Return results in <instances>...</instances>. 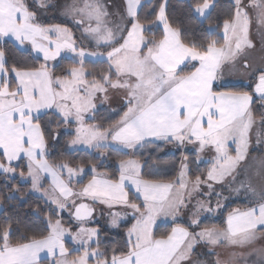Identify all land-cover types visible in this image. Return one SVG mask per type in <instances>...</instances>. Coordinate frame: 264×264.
Listing matches in <instances>:
<instances>
[{"label": "snow or ice", "instance_id": "snow-or-ice-1", "mask_svg": "<svg viewBox=\"0 0 264 264\" xmlns=\"http://www.w3.org/2000/svg\"><path fill=\"white\" fill-rule=\"evenodd\" d=\"M38 6L47 8V0H38ZM142 6V0H125L124 10L112 13L103 0H73L64 14L81 26L85 38L105 49L88 52L77 46L69 28L39 23L28 0H0V38L12 37L20 45L28 42L44 60L38 67H9L0 49V172L16 174L19 165L13 167L12 162L26 160L27 172L21 170L19 176L30 179L31 190L55 205L46 217V235L21 236L14 241L11 224L0 226V264H41V253L55 258L54 264H204L193 260L194 249L201 243L247 246V255L256 257L251 264H264V247L255 246L264 239V158L254 165L258 182L249 177L234 189H243L249 203L233 209L225 227L200 228L199 212L212 211L210 201L198 200L195 211L189 209L193 193H199L202 184L209 189L204 195L211 196L210 181L235 180L233 174L248 155L250 133L257 125V143L264 142V111L257 118L252 108L254 96L264 108V69L259 70L251 92L226 90L223 83L226 68L234 66L246 48L254 47L250 27L255 24L264 35V0H234V13L223 20V43L215 38L206 43L187 42L181 28L169 21L167 0L159 4L154 21L141 20ZM214 6L212 0H194L190 8L207 19ZM152 25L163 26L159 37ZM208 32L214 35L215 29L209 26ZM62 52L73 54L79 66L73 64L56 75L47 62ZM88 57L106 63L107 68L98 75L88 72L84 65ZM243 67L247 70L251 65L245 60ZM109 89L123 92V114L107 128L86 123L85 115L96 108L97 94L103 93L107 100ZM47 110H55L61 124L77 125L70 146L86 145L101 150V155L110 147L108 141L135 149L152 142L150 138L178 147L195 145L197 159L205 150L214 152L206 179L201 175L187 178L186 155L176 182L145 179L138 160L121 159L118 176L100 173L91 164V179L75 190L73 179L85 172V166L48 158L49 138L60 134L42 125L41 113ZM48 177L45 187L43 181ZM97 204L131 209L135 222L127 229L122 246L101 251L99 240L94 241L98 229L85 226ZM70 208L74 209L70 217L77 225L75 230L59 218ZM185 210L192 211L187 225L177 222ZM109 215L111 225L119 227L126 213L110 211ZM161 218L172 226L157 235ZM66 237L79 245L78 255H72ZM213 264H239V260L232 253L228 259L217 256Z\"/></svg>", "mask_w": 264, "mask_h": 264}, {"label": "rangeland", "instance_id": "rangeland-1", "mask_svg": "<svg viewBox=\"0 0 264 264\" xmlns=\"http://www.w3.org/2000/svg\"><path fill=\"white\" fill-rule=\"evenodd\" d=\"M232 1L234 3V0ZM31 2L34 3V7L35 10L37 11V19L39 23L45 26L59 24L63 27L69 28L73 34L74 39L76 40L77 46L84 47L85 50L88 52L105 51L103 47L98 48L95 42L92 41L91 39L85 38L84 35L82 34L81 26H78L76 23L73 22L71 17L64 14V10L66 6L72 4L73 0H47L48 3L47 8H40L38 6V0H31ZM103 2L107 6L109 12L115 13L124 10L125 0H103ZM245 3H247V0H245ZM197 18H199L200 20L203 19V17H199V16H197ZM128 27H130V24L128 25ZM220 35L222 37V43H223V28H221L220 30ZM53 38H55V36H53ZM249 39L254 45V47L246 48L245 51L238 57L235 65L229 66L228 68H226L224 72L223 83L226 85L227 90H235L237 88L239 89L241 88V89H250L251 92L252 88L254 87L256 77L259 74V70L264 69V35H262L261 31L258 30L255 24H253L250 27ZM64 56L71 57L73 59V54L71 53L65 52ZM88 59L92 60L95 58L88 57L85 60ZM245 60H247V62L251 65V68L247 70H245L243 67V62ZM254 97L258 99L257 108L259 114L255 113L258 118L261 112L264 111V108H262L259 97L257 96ZM121 99L125 100L122 91H115L109 89L107 100L104 99L103 93H98L97 100L95 101L96 108L85 115L86 123L96 124L97 121H102L106 118L116 117V116H118L119 119L120 116L123 114V111L125 110V106L121 108ZM121 109H123V111ZM102 110L105 112V114L110 111H113L114 113L108 114L107 116L104 117H100L99 112ZM51 112L57 115L58 117H60L55 110H51ZM76 127L77 125L73 122L72 124L67 126L63 125L60 129L55 130V132H58L60 136L66 137L69 141L75 135ZM257 131H258V125L255 126L250 133V146L248 150V155L244 161L240 162L237 172L233 174L235 176V180H233L232 177H228L226 178V181L222 184L214 183L210 181L209 183H213V187H214V191L211 196L204 195V193H207L209 191L207 186L204 184L201 185L199 193H195V192L193 193V199L191 201V204L189 205V209L195 211L198 200H204L206 202L210 201V206L212 209V211L201 210L199 212L198 219L200 220V228H203L205 226L211 227L213 225L217 226L218 222L220 221V219H222L223 214L225 213V211L228 210V208L233 210L238 207L245 208L248 206L249 203L248 196L243 191V189H241L240 192H237L234 189L239 188L241 182L248 180L249 177H251L253 182H258V177L255 176L254 165L256 161L264 158V142H261L259 144L257 143V135H256ZM68 141H67V149L69 151H84V152L94 153L96 156L101 155V150H98L96 148H89L86 145H81V144L70 146ZM155 142L159 143L160 145L157 146L156 144L155 146L153 145L144 146V144L146 143L144 142L141 145H137L135 149H123L121 146L116 145L111 141H108L110 147L105 148L102 151L103 153H108L110 152L111 149H117L119 151L130 154L125 159H135L139 161L138 158L133 156L134 154L142 155L145 159H148L152 157L151 154L155 153L156 150H157L156 152L157 153L160 152V154L174 153L173 147H175V151L177 153H180L181 155L180 171H181V163L183 161L184 156L186 155L188 157L187 163L189 166L187 178L194 180L196 175H201L202 180L206 179L207 170L210 167V161L212 159V156L214 155V152L210 153L207 150H205V152L199 153L200 158L197 159L198 154L196 152L195 145L188 144L184 147H178L176 144L173 143L167 146L166 144H162L159 140H152V143ZM119 161L120 160L115 161L116 167H118ZM101 162H104V157H101ZM140 164L142 171V163L140 162ZM25 165H27V163ZM86 170L90 171V166L85 167V171ZM169 171H170V164L156 165V163H153V165L149 166V168L147 169L146 174H149L150 176H157L159 174L167 173ZM98 172L105 173V171H98ZM84 173H82L78 177H74L73 186L75 190H79V188L81 187V186H77V182H79L83 178ZM0 174H2V176L8 180L16 176V174H5L3 172H0ZM65 176H67L66 172H65ZM178 179L179 177L177 178L176 181H178ZM20 180L22 181L23 179L21 178ZM46 180L47 178L43 181V183L45 187H48L49 181ZM26 181L29 184L28 193L41 200L46 205V207H48L49 211L46 217L49 216L51 214L50 209L55 208V205L46 203L45 200L41 198L40 193L31 190L30 179ZM216 193H220V195L217 196ZM218 204L219 207L217 206ZM70 211H73V209L70 208L69 210H65L61 212L59 214V218L62 220V222L65 224L66 227H71L73 230H75L77 225L75 221L72 220V218L70 217ZM110 211L111 212L118 211L121 212L122 214L126 213V215H124L123 218H121L118 221L119 227H114L111 225L110 223L111 216L109 215ZM192 211L185 210V214L178 217L177 222H183L187 225L189 223V217L192 215ZM130 216H132L131 209L124 208L123 206H116L113 207L112 209H108L107 206L97 204L95 206V212L93 213V217L88 221V223L85 226L98 229V236L94 237V241L96 239L100 241V237L103 232L112 233V234L118 232L123 233L124 241L120 245L122 246L126 239L127 229L131 227L132 223L135 222L134 219ZM56 218L57 217L53 216V220H55ZM159 222L165 224H171V221H165L163 218H161ZM200 228H196L195 231H200ZM66 243H68L69 245L70 252H74L75 253L74 255L79 254L78 252L75 251L77 248H79V245H74L70 237H66ZM92 246L95 247V243H93ZM255 246L257 248L264 247V239L257 240ZM210 247L212 248V251L209 250ZM248 251L249 248L247 246L239 247L224 243L222 245L213 247L201 243L198 244L194 249L193 260L202 261L204 262V264H213L217 256H219L221 259H228L230 258L232 253H236L237 259L239 260V264H251L252 261L256 260V257L247 255ZM240 253H245V255L240 256L239 255ZM54 259L55 258L53 257L50 259H46L44 264H54Z\"/></svg>", "mask_w": 264, "mask_h": 264}, {"label": "trees", "instance_id": "trees-1", "mask_svg": "<svg viewBox=\"0 0 264 264\" xmlns=\"http://www.w3.org/2000/svg\"><path fill=\"white\" fill-rule=\"evenodd\" d=\"M164 0H143L142 8L140 10V18L145 21V18L149 21L155 20V13L158 12L159 4ZM194 0H167L166 13L169 21L174 25L181 28L184 38L187 42L206 43L209 39L215 38L222 43V37L220 30L222 28L223 20L229 18L234 13V3L232 0H212L215 5L210 9L207 19L200 20L191 11V4ZM28 3L34 7V3L28 0ZM219 25V27H217ZM146 23V27H147ZM211 26L215 29L214 35H209L208 29ZM152 32L159 37L162 33L161 27L152 25ZM152 35V33H148ZM0 49L5 52V60L7 65L11 67L16 65L17 67H38L43 61L36 58L30 50L20 49L14 43L5 38H0ZM73 64L79 66L78 63L68 57H61L54 65L50 66L56 75H62L65 71ZM85 68L88 72L98 75L107 68L106 63H102L99 60L91 61L85 60ZM187 70V69H186ZM12 76V75H11ZM91 79V77H89ZM227 90V89H226ZM237 91H249L250 89H235ZM257 98L253 97L252 108L256 114H259L257 108ZM110 113H106L102 110L99 112L100 117L107 116ZM118 120V116L109 117L102 121H97L96 125H100L103 128L109 127L111 124ZM41 123L46 126L49 130L55 132L60 129L63 124L60 123V117L52 113L51 111L44 112L41 114ZM68 139L64 136L50 137L48 147V158L53 162H68L71 166H90L96 164L97 171H105L109 176H118L117 167L115 161L125 159L130 154L119 151L117 149H111L110 152L104 153V155L96 156L94 153L84 151H69L67 149ZM153 143L146 142L144 146H152ZM162 150V149H161ZM157 151V150H156ZM152 153L150 158L145 159L142 155L134 154L133 156L138 158L142 163V176L147 179H157L172 181L180 174V160L181 156L179 153L160 154V152ZM164 153V152H163ZM101 157H104V162H101ZM156 163V165H168L170 164V171L167 173L159 174L157 176H150L146 174L149 166ZM17 168L16 176L10 180L4 178L0 174V226L5 223H10L12 227L13 240L19 239L21 236H32L39 237L41 234H47V222L46 215L49 211L48 207L39 200L38 198L28 193L29 184L26 180H20L19 172L21 170L27 172L26 165L23 161H19L13 164V167ZM93 173L86 170L83 178L77 182V186L86 184L91 179ZM193 175V174H191ZM195 175V174H194ZM204 176V174H203ZM19 188V191H16ZM11 190V191H10ZM14 199H8L9 196H13ZM131 195V194H130ZM231 209L222 216V219L218 222L217 226L225 223V216ZM171 224H157L155 232L157 235L164 234L170 231ZM124 241L123 233H106L103 232L100 237V249H111L112 247H120ZM68 248L69 245L66 243ZM74 255V252H71ZM45 260L41 261L44 264Z\"/></svg>", "mask_w": 264, "mask_h": 264}, {"label": "crops", "instance_id": "crops-1", "mask_svg": "<svg viewBox=\"0 0 264 264\" xmlns=\"http://www.w3.org/2000/svg\"><path fill=\"white\" fill-rule=\"evenodd\" d=\"M143 1V0H142ZM160 27H161V30H163V26L162 25H159ZM3 38H5V39H8L9 41H11L12 43H14L18 48H20V49H28V50H30L31 51V53L36 57V58H39V59H41L42 61H43V63H44V60H43V55H42V53H37V52H34L33 50H32V48H31V44L30 43H28V42H25V44L24 45H20L19 44V42H17V41H15V39L14 38H12V37H3ZM79 43V42H78ZM65 55V52H62L61 53V56L60 57H58L55 61H48L47 63L49 64V66H52V65H54L61 57H65L64 56ZM68 58H71V57H68ZM89 60V59H88ZM96 60H98V59H92L91 61H96ZM188 70V69H187ZM12 75V77H14V74H11ZM125 106V100H123V99H121V108L122 107H124ZM122 111H123V109H121ZM47 111H51V110H47ZM46 111V112H47ZM44 112H42L41 114H43ZM108 113H110V114H112V113H114L113 111H110V112H108ZM121 113V112H120ZM119 114V113H118ZM151 140H155V139H153V138H150ZM162 144H166L167 146H169L170 144L169 143H167V142H165V141H163L162 142V140H159ZM150 143H152V142H150ZM157 144V146L158 145H160L159 143H153V146H155ZM173 149H174V153H177L176 151H175V147H173ZM172 154V153H171ZM180 154V153H179ZM181 156V155H180ZM21 161H23L25 164L27 163V161L26 160H21ZM17 162H19V161H13L12 162V165L13 164H15V163H17ZM27 168V167H26ZM142 173V172H141ZM154 177V176H153ZM179 177V175L175 178V179H173L172 181H165V180H160V181H163V182H175L176 180H177V178ZM21 178V177H20ZM145 179H147V178H145ZM155 180H157V179H155ZM46 181H49L50 182V177H48L47 178V180ZM131 192H134V189H131V191H130V194H131ZM0 209H1V206H0ZM232 211V210H231ZM230 211V212H231ZM116 212H118V211H116ZM229 212V213H230ZM229 213H227V215L229 214ZM227 215L225 216V221H226V218H227ZM130 217H132V216H130ZM158 223H160V224H165V223H161V222H157V224ZM180 223H183V222H180ZM185 224V223H184ZM186 225V224H185ZM226 225H225V223L223 224V225H220V227H225ZM50 258H52V257H48L47 256V254L46 253H41V261H43V260H46V259H50Z\"/></svg>", "mask_w": 264, "mask_h": 264}, {"label": "water", "instance_id": "water-1", "mask_svg": "<svg viewBox=\"0 0 264 264\" xmlns=\"http://www.w3.org/2000/svg\"><path fill=\"white\" fill-rule=\"evenodd\" d=\"M73 211H74V209H73Z\"/></svg>", "mask_w": 264, "mask_h": 264}]
</instances>
